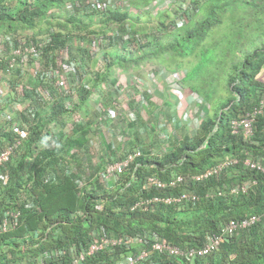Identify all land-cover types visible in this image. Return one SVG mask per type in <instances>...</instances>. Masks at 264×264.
I'll use <instances>...</instances> for the list:
<instances>
[{
	"label": "trees",
	"instance_id": "1",
	"mask_svg": "<svg viewBox=\"0 0 264 264\" xmlns=\"http://www.w3.org/2000/svg\"><path fill=\"white\" fill-rule=\"evenodd\" d=\"M30 44L38 58L11 63V48ZM72 62L84 69L74 92L46 78L53 70L63 76ZM160 70L168 75L158 77L157 90L176 81L214 109L197 127L179 121L183 133L166 120L174 131L166 139L158 120L174 102L169 91L151 95L145 79ZM0 92V113L9 116H0V151L19 140L0 168V220L22 211L16 227L0 231V264H70L101 236L123 242L82 264H116L141 251L149 256L136 264H264V174L239 164L193 179L226 157L264 164V108L251 135L230 126L264 98V0H0ZM184 98L178 119L188 111ZM17 101L21 112L12 107ZM143 104L149 110L139 114ZM102 115L122 126L113 140L102 133ZM136 149L140 156L121 174L103 177L105 164ZM176 176L182 180L171 186ZM243 182L254 184L231 192ZM182 193L196 200L152 201ZM252 215L255 224L204 256L151 250L157 240L199 248L230 220Z\"/></svg>",
	"mask_w": 264,
	"mask_h": 264
},
{
	"label": "built area",
	"instance_id": "2",
	"mask_svg": "<svg viewBox=\"0 0 264 264\" xmlns=\"http://www.w3.org/2000/svg\"><path fill=\"white\" fill-rule=\"evenodd\" d=\"M6 40H9L6 38ZM9 43V42H8ZM11 54V63L15 64L17 59L20 58L21 61H27L30 57L38 58L36 49L33 44H30L28 46L24 47H18V48H11L10 51ZM78 64L76 63H70L68 68H66V72L62 76L57 71L53 70L48 71L46 73V78L49 79L51 77H55L60 86H63V90L68 89L72 90L71 92H74L75 88L77 87V84L79 83V75L84 74L83 67H78ZM79 70H77V68ZM165 72L163 70H160L158 72V76H153L152 74H149V72L146 73L145 77L149 82V89L154 91L157 86V78L159 75L162 78L167 77V74H164ZM167 81V80H166ZM170 80H168V91L173 97L179 102V105L176 107L177 110H181L184 108L183 104L180 102L183 99V92L180 86V83L176 81H172L169 83ZM3 104H5L4 101V95L0 92V109H2ZM12 107L14 110L20 111L22 110L21 104L17 102H14L12 104ZM264 108V98L260 99L258 104L254 106L249 113L246 114V116L241 120H232L230 123L232 133H237L239 129H241L246 136L251 135L252 133V122L255 119L256 115L260 114L261 111ZM3 111V110H2ZM0 113V116L3 119L8 120L9 116L8 114L3 111ZM31 111V110H30ZM119 111L127 112L128 108L124 102L121 103V106L119 107ZM178 111V112H179ZM180 113V112H179ZM116 116V115H115ZM103 118H105L104 115H102ZM129 119L134 120V116L132 113L129 114ZM186 117H189V113L186 111H183L181 113V119H184ZM113 120V119H112ZM114 121V126L116 128L121 127L120 124L117 123L116 119ZM200 121H194L193 122V128L197 127ZM19 125V124H17ZM162 134L160 135L161 138L166 139L168 135L166 134L165 130L161 131ZM116 136L119 135V132L115 131ZM18 135L19 138H25L27 135L26 128L18 127ZM19 140L17 139L15 142L11 143L10 145L6 146L3 150L0 151V168L3 167L8 161L10 154L12 151L18 146ZM141 151L140 149H136L135 151L131 153H127L124 155V157L121 160L110 162L105 164L103 168V177L105 179H110L111 176L119 175L123 172V170L127 167V165L136 157L140 156ZM241 164L245 168H248L250 170L257 171L259 173L264 174V164H261L260 162L251 161L250 159H243L238 160L236 158H228L226 157L222 161H219L215 163L211 168L205 170L199 175H196L193 177L195 181H200L202 179L209 178L212 175H215L222 170H224L228 166H235ZM182 177L176 176L173 181H170V185H174L175 183L181 182ZM147 181L156 183L157 187L162 188L164 186L163 183L148 178ZM254 182H243L241 185L234 186L231 192L237 193L239 191L245 192L248 190ZM196 200V197L190 193H182L177 197H166V198H153L152 201H161L164 204H170V203H180L182 201H193ZM22 217V211L20 209L17 210H10L8 212L4 213L3 218L0 220V231L5 232L9 228H14L18 225L20 219ZM259 218L255 215L249 216L247 218H243L240 220H230L227 224H225L221 228V235L217 237H208L205 244L199 248H190V249H180L176 246H173L172 244L166 243L164 241H156L151 245V250L160 254H166L168 256L172 257H178V258H191L194 256H204L210 252H212L223 240V237L226 235H230L233 233L238 232L239 230L245 229L247 227L252 226L255 224ZM127 243L132 242H139L138 239L129 238L126 239ZM123 242L122 238H117L114 236H101L98 240L92 242L85 251H81L73 258L72 262L70 264H82L86 256L91 255L97 251L103 250L105 248H113L118 246ZM149 252L147 251H141L136 256L127 255L124 258H122L120 261H118L116 264H136L137 262L144 261L148 258Z\"/></svg>",
	"mask_w": 264,
	"mask_h": 264
},
{
	"label": "crops",
	"instance_id": "3",
	"mask_svg": "<svg viewBox=\"0 0 264 264\" xmlns=\"http://www.w3.org/2000/svg\"><path fill=\"white\" fill-rule=\"evenodd\" d=\"M167 74V73H166ZM168 75V74H167ZM166 91V93L168 92V89L167 90H165V87L163 86L161 89H159L158 90V92H159V95L158 96H161V97H165L166 95L165 94H163L164 92ZM163 92V93H162ZM170 95V96H169ZM185 95V98L184 99H187L188 98V100H189V102L190 103H188V106H187V108H188V113H189V117H186V118H184V119H178V117H177V114H175V115H170V116H172V117H169V116H167L166 114V111H165V113H163L164 111L163 110H161V120H162V123H163V125H169V124H167V122H166V120H169L170 119V121L171 122H174V123H176L177 124V126L179 125V124H181L179 121H181L182 120V123L184 122V120H185V122H188V125L190 124V125H193V122L195 121V106L192 108L191 107V105H192V103H193V100H195L196 98H193L192 96H190V95H186L185 93L183 94V96ZM168 96L169 97H171L172 99V102H174V107H175V109H176V107L177 106H181V105H179V102L173 97V95H171V94H168ZM188 96V97H187ZM182 102V101H181ZM180 102V103H181ZM182 104V103H181ZM173 106V105H172ZM143 108H146L147 109V107L144 105L143 106ZM158 109V108H157ZM147 110H149V109H147ZM183 110V109H182ZM179 111V110H178ZM128 112V111H127ZM126 112V113H127ZM155 112H157V110H153L152 111V114L153 113H155ZM132 113V112H131ZM157 115H158V113H157ZM155 117V116H154ZM105 121H104V126H105V129L103 130V132L102 133H106V131H108L107 133L109 134V138H108V136H107V138L109 139V140H113V138L115 137V131L116 132H123V129L121 130H115L116 129V127L114 126V121L112 120V121H110V120H108V119H104ZM161 120L159 119L158 120V125H159V123H161ZM128 121H130V119H129V117H127V120H125L124 121V124H123V122H122V124H123V127H125L126 126V124L127 123H129ZM166 125H165V128H166ZM183 125V124H182ZM121 126V125H120ZM160 126V125H159ZM187 126V125H186ZM119 128H121V127H119ZM118 128V129H119ZM187 131L189 130L190 131V127H188L187 126ZM124 130H125V128H124Z\"/></svg>",
	"mask_w": 264,
	"mask_h": 264
},
{
	"label": "rangeland",
	"instance_id": "4",
	"mask_svg": "<svg viewBox=\"0 0 264 264\" xmlns=\"http://www.w3.org/2000/svg\"><path fill=\"white\" fill-rule=\"evenodd\" d=\"M138 73V72H137ZM164 74H166V72L164 73ZM135 75V74H134ZM137 75V74H136ZM159 78H162L160 75H159ZM159 78H157V81H156V83H158V84H160V83H162V81H160V79ZM151 95H159V92H158V90L157 89H155L154 91H152V94ZM143 106H144V104H143ZM143 106H141V107H139V108H136V109H138V111H139V114L140 113H142V114H144L143 112H142V107ZM194 107L195 106V120L196 121H199V119H200V116H201V114H204L205 115V112H208V106H207V104H204L203 102H202V100H200V99H196V100H193V103H192V105H191V107ZM192 107V108H193ZM211 109V113H213L214 112V109H212L211 107L209 108V110ZM98 110V108H96V111ZM175 107H168L167 108V110H166V115L167 116H169V117H172V116H170V115H174L175 114ZM94 111H95V109H94ZM158 112V111H157ZM99 114V113H98ZM152 116H155V117H157L158 115H157V113L155 112V113H153L152 114ZM144 118L145 119H147V117H146V115L144 116ZM161 118V117H160ZM161 120V119H160ZM169 121H170V119H169ZM170 124V123H169ZM159 128H160V130L162 131V130H165V132H169V134L170 135H172L173 133H174V131L173 130H178V132H181V133H183L184 131H185V128H184V125H182V124H179L178 126H176V127H173L174 129L172 130V127L171 126H167L166 125V128H165V125H163V123H162V120H161V123H159ZM105 128H102V131L104 130ZM121 129H122V126H121ZM115 130H120V129H118V128H116ZM144 131V130H143ZM108 131H106V136H108V138H109V134L107 133ZM120 133V132H119ZM140 134L141 135H144L143 134V132L142 131H140ZM112 140V139H111Z\"/></svg>",
	"mask_w": 264,
	"mask_h": 264
},
{
	"label": "clouds",
	"instance_id": "5",
	"mask_svg": "<svg viewBox=\"0 0 264 264\" xmlns=\"http://www.w3.org/2000/svg\"><path fill=\"white\" fill-rule=\"evenodd\" d=\"M147 73V72H146ZM146 73H145V75H146ZM145 79H146V77H145Z\"/></svg>",
	"mask_w": 264,
	"mask_h": 264
}]
</instances>
